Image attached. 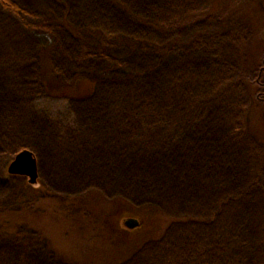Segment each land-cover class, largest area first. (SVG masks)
Segmentation results:
<instances>
[{"label": "rangeland", "instance_id": "obj_1", "mask_svg": "<svg viewBox=\"0 0 264 264\" xmlns=\"http://www.w3.org/2000/svg\"><path fill=\"white\" fill-rule=\"evenodd\" d=\"M53 1L38 0V4L48 7ZM63 1L70 5L73 18L79 20L84 11L91 23L129 35V39L120 36L122 44L129 47L155 39L149 35H165L152 29L151 24L134 21L128 12L160 16L159 10L162 14L167 11L170 21L182 15L197 18L192 25L178 29V36L188 41L196 33H216L220 40H215V46L208 51H193L164 59L145 81L153 94L156 93L152 97L160 107L174 102L188 88L199 90L205 96L209 93V98L220 91H215L217 88L224 93L212 106L208 118L204 117L205 120L200 122L204 123L202 129L204 127L205 132L191 138L190 153L186 157L189 161L181 159L183 153L178 152L179 156L173 157L164 171L153 173L155 166H152L149 173L135 172L136 179L131 182L130 170L127 172L122 166L117 171L112 170L110 154L113 150L109 145L100 148L102 133H95L97 136L89 150L83 152L72 146L73 143L67 145L66 140L59 138L63 127L70 125L77 129L79 120L98 125L100 118L113 112L108 88H115L114 91L121 94L129 84L99 86L96 94L86 102L46 99L36 86V65L31 57L9 66L3 61L9 53L20 51L21 46H8L16 39L20 41V36L7 40L0 35V44L7 45L0 52V206L12 187L24 180L13 178L8 168L16 155L25 149L32 151L38 159L39 182L36 185L47 188L53 198L33 210L12 208L16 211L12 214V211L5 213L0 208V216L11 214L15 220L26 223L19 227L27 236L15 240L8 234L0 235V264H62V261L64 264H82L81 257H88V252L96 248L95 242L101 240L95 238V226L89 221L95 219V211L88 207L87 214H78L76 209L64 213L57 212L52 205H56L60 197L67 199L92 189L104 195L103 201L121 197L139 206L154 204L166 216L191 217L193 220L169 226L161 237H146L128 264H216L223 259L227 264L225 254L236 247V234L240 239L238 247L241 246L242 252L250 258V264H264V145L255 142L245 130L250 94L246 84L240 82L254 74L252 61L242 50V39L246 37L247 43H253L259 32L264 37V5L252 10L247 4L241 7L242 2L238 3L240 10L233 14L232 30L228 35L229 29L218 16H208V12H213L214 0H177L176 3V0H120L123 8L106 0ZM27 2L34 6V0ZM243 16H247L249 24L253 21L246 36L240 35L245 32L243 24L237 25ZM59 36L60 39L55 38L57 64L65 68L67 79L72 80L71 72L78 68L93 70L79 62L69 67L70 57H77L81 45L68 39L66 34ZM114 40L118 41L119 37ZM123 54L118 52V55ZM158 59L136 53L130 61L133 68H140L158 62ZM180 59L184 67L179 74L173 66ZM191 82L193 86H190ZM21 116L23 121H20ZM210 118H218L216 127ZM54 126L59 129L57 134ZM93 149H100V159L104 158L100 165L91 163L90 151ZM223 157L236 162L228 170L222 167L221 171ZM5 168L11 177L4 175ZM180 180H185L184 186H180ZM21 213L23 215H19ZM75 214L81 217L78 220L71 218ZM5 222L0 223V228ZM123 225L136 229L141 222L126 219ZM37 234H44L50 252L57 251L56 258L61 261L49 256L44 246L33 243ZM190 252L191 256L183 255Z\"/></svg>", "mask_w": 264, "mask_h": 264}, {"label": "trees", "instance_id": "obj_2", "mask_svg": "<svg viewBox=\"0 0 264 264\" xmlns=\"http://www.w3.org/2000/svg\"><path fill=\"white\" fill-rule=\"evenodd\" d=\"M27 1L30 0H0V35L7 40L17 35L20 36V41L16 39L8 46L11 48L21 46L20 51L9 53L8 58L3 61L9 66L15 61H27L31 57L36 65L35 83L43 97L86 102L96 94V89L99 86L129 84V87L127 86L125 89L128 90L126 92L124 90L121 94L117 93L120 91H114L115 88H108L107 95L109 98L111 97L113 112L100 118L98 125L93 121L83 123L82 120H79L77 129H73L70 125L63 127L59 138L66 140L67 145L73 143L72 146L83 152L89 150L88 147L97 136L94 134L102 133L103 142L100 148L103 145H109L113 150L110 154V162L113 163L112 170L117 171L121 166L127 172L130 170L131 182L135 178V172L149 173L152 166H155L153 173L157 170L164 171L166 164L173 157L179 156L178 152L183 153L180 155L181 159L188 157L191 138L205 132L204 127L202 129L204 123L200 124V122L205 120L204 117L208 118L214 103L223 97V90L215 89V91L220 90V93L216 91L209 98L207 96L209 93L205 96L200 94L199 90L197 92L195 89L188 88L174 102L162 104L163 107H160L158 106L159 102L152 97L156 93L153 94L145 80L164 59L171 56L181 57V54H190L193 51H208L215 46V40H220L218 38L220 35L201 32V34H193L188 41H184L178 36L177 30L188 27L197 18L191 19L189 15L184 18L182 15L179 19L170 21L167 20L169 18L167 11L162 14V11L159 10L160 16H144L128 12L134 21L142 20L144 25L151 24L152 29L165 35V37L149 35L150 38L155 39H146L149 42L136 43L133 47H129L123 45V40L120 39V36H123V39L126 37L129 39L131 38L129 35L117 31L114 33L106 28V25L91 23L84 11H81L79 20L73 18L70 5L62 0H54V3L48 7L39 5L38 0H34V6ZM106 1L122 8L124 6L123 1L120 0ZM241 2V7L247 4L252 10L264 5V0H214L213 12H208V16H218L224 23V27L229 29V35L232 30L230 26H232L233 14L240 10L238 3ZM248 12L251 13V11ZM246 17L243 16L237 24H243L245 32L240 34L243 36H246L248 29L253 26V21L249 24ZM60 33L66 34L68 39L81 45L77 57H74L75 59L70 57L67 65L79 62L86 68L92 67L93 70L83 71L78 68L71 72L73 73L72 80L67 79L65 68L57 64L55 38L60 39ZM116 36L119 37V40L113 41ZM242 40V50L246 52V57L252 61L250 63L255 68L251 78L240 80L246 84L250 94L244 127L246 132L253 136L255 142L264 145V37L260 36L259 32L253 43H247L246 37ZM6 46L0 44V52H3L1 49H5ZM118 52L124 54L118 55ZM136 53L159 59L158 62L144 66L142 64L138 65L142 66L140 68H133L130 59ZM141 60L144 61L143 58ZM182 67L184 65L181 59L173 66L179 74L183 71ZM178 78L179 80L183 79L182 77ZM193 85L191 82L190 86ZM197 93L199 94L197 95ZM6 114L8 113L6 112ZM210 119L213 122V127H216L218 118ZM20 121H23L22 116ZM56 129L57 134L59 129ZM85 130L93 131L89 133ZM98 136L100 137V135ZM89 140L90 143H88ZM99 150L90 151L93 165L103 163L104 158L100 159ZM223 158L224 162L220 166L221 171L222 167L228 170L236 162L235 159ZM108 159L106 161L109 163ZM186 161H189V158H186ZM184 162L183 164H185ZM4 175L11 177L7 174L6 168ZM13 178L24 180L21 184L13 186L8 197L1 202L3 204L0 208L2 211H6L5 213L8 211H12L11 214L15 213L16 211L13 209L16 207L22 210H33L36 209V206L53 199L50 197L51 192L43 185L32 186L27 179L21 176H13ZM262 179H264V170ZM184 181H179L180 186L185 185ZM103 198H105L103 194L92 189L79 196L67 199L60 197L56 200L57 204L52 205V208L57 212L64 213L76 209L79 211L78 214L81 212L87 214L88 207L95 211V219L92 218L89 221L90 225L95 226V238L101 240L95 242L96 248L88 252V257H81L82 264H128L130 260L134 259L140 245L145 243V238L149 235L155 238L159 235L161 237L169 226L193 221L191 217L166 216L154 204L144 203L139 206L121 197L113 198L111 201H106L107 199L103 201ZM104 202L109 203L105 204ZM5 213L0 216V223L3 220L6 221L0 228V235L5 233L10 236L9 238L15 240L25 239L27 236L22 234V229L19 226H24L26 223L22 220H15L11 214L5 215ZM78 214L71 218L78 220L81 217ZM19 215H23V213ZM126 219H138L141 225L136 229L126 228L123 225ZM43 235L37 234L33 243L44 246L49 256L61 261L57 259V251L51 250L50 252ZM238 236L239 234H236L237 244L233 248L234 250L225 254L227 264L228 261L230 264H250V258L242 252L241 246L238 247L240 241ZM35 244L34 246H36ZM185 254L186 257L192 255L191 252L183 253V255ZM61 263L64 264L63 261ZM224 263L226 264L225 259L216 261V264Z\"/></svg>", "mask_w": 264, "mask_h": 264}, {"label": "water", "instance_id": "obj_3", "mask_svg": "<svg viewBox=\"0 0 264 264\" xmlns=\"http://www.w3.org/2000/svg\"><path fill=\"white\" fill-rule=\"evenodd\" d=\"M11 176H21L29 180L31 185L39 182V165L36 155L28 150L20 151L8 168Z\"/></svg>", "mask_w": 264, "mask_h": 264}]
</instances>
